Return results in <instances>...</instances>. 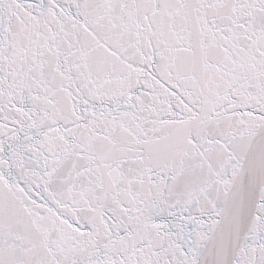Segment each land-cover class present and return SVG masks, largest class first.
I'll return each instance as SVG.
<instances>
[{"label":"snow or ice","instance_id":"6c2138e0","mask_svg":"<svg viewBox=\"0 0 264 264\" xmlns=\"http://www.w3.org/2000/svg\"><path fill=\"white\" fill-rule=\"evenodd\" d=\"M0 264H264V0H0Z\"/></svg>","mask_w":264,"mask_h":264}]
</instances>
